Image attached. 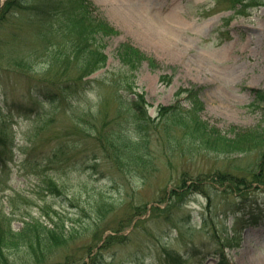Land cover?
<instances>
[{
  "label": "rangeland",
  "instance_id": "1",
  "mask_svg": "<svg viewBox=\"0 0 264 264\" xmlns=\"http://www.w3.org/2000/svg\"><path fill=\"white\" fill-rule=\"evenodd\" d=\"M61 1L44 0L49 5ZM91 1L111 27L119 31L104 39L107 64L95 78L116 66L122 70L116 51L128 42L158 67L151 70L143 61L132 73L133 86L144 94L149 116L155 117L159 106L176 101L179 89L194 88L199 89L201 117L222 132L230 125L244 129L258 125L261 111L252 102L254 91H264V7L247 8L240 0H148L156 16L163 18H156V23L166 26L170 19L167 15L177 7L175 24L162 32L133 28L126 22L131 20L130 16L125 19L127 8L139 5V0ZM35 4V0L28 4L30 10L26 14L6 11L1 20L0 43L7 44L9 52L0 67V208L13 217L15 231L24 220L33 217L49 228L51 223L63 224L66 233L72 234L67 244L36 264H61L64 260L85 264L86 257L94 253L97 264H172L174 255L187 261L184 264H264V186L254 188L255 184H250L247 189L236 191L221 186L215 177L221 170L251 181L252 171H258L257 163L247 165V171L230 168L227 162H217L224 159L223 155L199 148H186L182 153L157 141L154 132L146 153L156 163V170L145 178L120 172L115 158L103 151L98 138L121 131L112 121L113 107L105 98L107 86L96 93L64 92L75 109H55L33 94L27 74L10 66L9 59L23 58L35 47L39 51L47 48L31 55L39 72L50 59L49 51L59 43L57 21L50 42L35 36L37 25L28 24ZM136 6L134 10L139 6L150 8L147 3ZM170 39L179 43L175 56L164 47ZM58 59L49 63L53 71L40 75L51 78L54 74L55 87L63 86L62 74L73 76L76 72L71 62ZM161 75L170 77V82H162ZM124 94L132 99L128 92ZM90 107L97 111L92 124ZM85 112L86 117L81 118ZM247 158L254 160L256 154L242 155V161ZM181 175L199 179L212 197L216 208L210 217L220 237L219 245L210 236V229L202 226V217L207 214L206 200L189 188L178 187L180 197H171L166 204L157 206L156 201L168 200L171 187L180 184ZM233 203L245 206L259 221L254 226H244L236 234L237 240L227 245L224 228L230 238L236 218H240V226L248 217L242 218V212L236 214ZM139 208L145 211L140 223L122 232L129 235L128 239L115 236L112 243L99 250V239L109 235V230L121 229L126 224L124 217L133 215L132 209L140 213ZM93 223L99 225L97 235L87 230ZM18 259V264H35L27 256Z\"/></svg>",
  "mask_w": 264,
  "mask_h": 264
},
{
  "label": "trees",
  "instance_id": "2",
  "mask_svg": "<svg viewBox=\"0 0 264 264\" xmlns=\"http://www.w3.org/2000/svg\"><path fill=\"white\" fill-rule=\"evenodd\" d=\"M33 0H6L3 7L0 9V29L1 20L3 14L8 13L16 14V12H25L30 10L28 4L32 3ZM243 0H240L242 2ZM36 4L32 9L34 10V16L28 24H36L35 36L41 38L46 34L49 39L54 31V22H60L59 29H61V36L59 44L65 45L64 43L71 44L67 48L60 50L52 48L49 51V60H47L45 66L41 71H36L35 66L31 62L32 54L42 53L47 50L35 47V51L30 50L25 52L22 57H16L9 59L10 66L18 69L29 77L32 87L33 94H36L40 101L51 103L55 109L67 108L70 109L73 102L69 99V95L64 92H78L80 90H92L91 86H85L87 82H83V78L90 75L94 71L103 67L105 64V56L102 54V45L95 42V34L99 31L104 32V35L113 34L114 31L110 29L109 24L104 19H92L89 16L90 5L86 4L84 0H62L58 4L49 5L44 0H35ZM255 5L262 2V0H251ZM28 5V7H27ZM49 18V19H47ZM28 19V17H27ZM47 19L42 22V20ZM98 21V23H97ZM44 25H48L49 28H43ZM43 29V30H42ZM61 45V46H62ZM9 48L7 44L0 43V67L3 66V62ZM118 56L121 63L127 66L128 69H135L143 58L141 53L131 47L130 45L121 46L118 49ZM60 57L75 58L78 60L73 63L74 68L79 71L77 75L67 76L62 74L65 82L58 87H55L54 74L49 77L40 76L44 72L53 71L52 65L54 63L52 59L58 61ZM87 59V61H86ZM67 64V62H65ZM34 69V71H32ZM41 72V73H40ZM36 73H40L39 75ZM89 82V81H88ZM113 88L117 91L128 90L134 94L135 99L128 101L123 98V94H119L115 97L117 111V118H125L126 115L134 117L137 122L135 124L134 137L127 134V132L120 134H105L101 139L99 135V142L104 151L110 152L111 156L115 158L117 165L121 168L123 173H129L130 162L136 164L137 170L145 174L147 166H150V160L147 157L146 150L150 143V135L152 132H157L156 140H166L168 145L174 148H178L180 152L184 153L186 148H199L209 152H214L217 155L223 156H240L246 157L249 153H257L256 158L251 161L243 162L240 158L236 157L231 160L228 166L230 168H236L243 170L244 166L251 165L255 161L258 167V173L253 171L254 182L257 184H264V129L258 130H243L235 126H231L228 133H222L216 127L210 125L207 121L200 117L202 110L201 106H197L195 101V92L186 91V99L189 101V107L187 109L182 108L179 104L168 107H160L158 121L153 124L146 115L145 102L142 95H138L131 91L133 89L126 80L119 77H113L109 81ZM256 99L258 101L264 100V93L257 92ZM263 119L264 122V107ZM168 138H163L167 137ZM110 149V150H109ZM184 150V151H183ZM138 155H131L133 152H140ZM3 161V158H1ZM217 162H226L225 160H218ZM216 173V178L221 182L228 181L229 184L237 186L239 190L246 189L250 186L245 180L237 179L219 172ZM188 180H183L182 187L190 188L195 192H201L202 188L199 179L190 182L186 185ZM54 189V187H52ZM174 192V191H172ZM207 201L210 203V197L207 196ZM249 216V225L257 224V219H252ZM12 217L10 213H7L0 208V264H15L8 258L2 255L3 250H8L18 244L27 246L34 254L36 251V258L42 255L43 250L47 251L48 248L55 246H64L67 244L68 238L72 237L71 232L66 233L63 225L52 224L51 228L46 225L40 224V219L32 218L31 222L25 223L24 227L18 231L13 232L10 228V222ZM214 238V235H213ZM231 239H235L232 237ZM177 260H181L180 257H176ZM173 259V264L179 261ZM176 262V263H175ZM182 264V261L180 263Z\"/></svg>",
  "mask_w": 264,
  "mask_h": 264
},
{
  "label": "bare ground",
  "instance_id": "3",
  "mask_svg": "<svg viewBox=\"0 0 264 264\" xmlns=\"http://www.w3.org/2000/svg\"><path fill=\"white\" fill-rule=\"evenodd\" d=\"M138 3H147L148 6L150 8H142V6H139L138 4L136 5H131L129 8H127V12H126V16H125V19L127 16H130L131 17V20H127L126 22L133 28L135 27H138V28H142L143 30H152V29H156V30H161L162 32H166L167 31V26H172L173 24H175V19L177 18L176 15H175V12L177 11V7H173V9L170 11L168 18H170L168 21H167V26L166 24H161V23H156L155 19L157 18L158 20H162L163 18H158L159 16L157 15L156 16V13L155 11L153 10V4L152 2H149L148 0H139ZM137 7L135 10H134V7ZM152 7V8H151ZM138 19L140 20V22H138ZM150 20H153L154 23L150 22ZM162 43V41H161ZM166 49H171V53L172 55H177V51L179 50V43L177 41H174L172 39H170L168 41V43L165 44L164 46Z\"/></svg>",
  "mask_w": 264,
  "mask_h": 264
}]
</instances>
